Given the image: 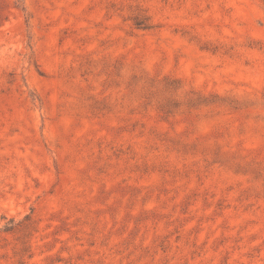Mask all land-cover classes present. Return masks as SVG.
Listing matches in <instances>:
<instances>
[{
    "label": "rangeland",
    "instance_id": "rangeland-1",
    "mask_svg": "<svg viewBox=\"0 0 264 264\" xmlns=\"http://www.w3.org/2000/svg\"><path fill=\"white\" fill-rule=\"evenodd\" d=\"M0 264H264V0H0Z\"/></svg>",
    "mask_w": 264,
    "mask_h": 264
},
{
    "label": "trees",
    "instance_id": "trees-1",
    "mask_svg": "<svg viewBox=\"0 0 264 264\" xmlns=\"http://www.w3.org/2000/svg\"><path fill=\"white\" fill-rule=\"evenodd\" d=\"M136 26H138L139 28H144V29H150L151 28L150 25H148L145 22H142L141 20L136 22Z\"/></svg>",
    "mask_w": 264,
    "mask_h": 264
}]
</instances>
